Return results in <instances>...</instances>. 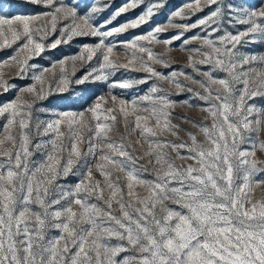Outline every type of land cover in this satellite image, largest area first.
<instances>
[{
    "label": "snow or ice",
    "instance_id": "obj_1",
    "mask_svg": "<svg viewBox=\"0 0 264 264\" xmlns=\"http://www.w3.org/2000/svg\"><path fill=\"white\" fill-rule=\"evenodd\" d=\"M193 2L199 6V0ZM205 2L210 8L205 17L193 24L172 26L185 30L202 26L205 30L211 29L212 33L219 31L224 25L247 26L237 30L235 34L225 31L223 36L218 37L219 44L205 37L200 48L186 49L201 53L204 57L195 61L190 56L189 66L207 77V82L197 80L184 72L161 73L148 63L154 60L164 67H171V64L162 58L163 54L153 53L151 48L139 44L138 41L170 46L174 40H182V45H186L191 39L199 38L194 36L182 39L183 33H177L172 37L160 39L156 34L164 30L162 26H156L147 34L136 36L127 43V48L147 53L148 61L136 57L135 54L127 64H117L110 59L115 45L106 44L107 38L146 23L154 11L162 7V0H156L147 6L146 11L138 15L134 22L111 28H107V25L112 22V18L135 9L143 0H130L117 8L112 18L101 24H94L92 21L94 15L107 5H97L95 0H10L9 15L0 17V37H4L6 45L10 41L2 30L5 25L11 33V42L24 38L26 42L21 45L20 50L38 55L45 51L46 46L33 39L30 23L50 17L48 23L51 25V31L55 32L58 22L67 21L60 30L61 39H56L48 47L56 49L62 39L71 41L76 36L99 37V42L94 46H85L88 61L93 59L97 51L103 61L100 65L102 69L128 68L139 59L143 69L150 74L148 78L135 81H114L110 87L131 88L135 84L147 83L151 77L167 81L180 91L186 89L196 98L203 100L204 105L189 106L200 107L207 112L212 117L213 124L209 128L188 121L199 128L212 145L206 148L192 133H188L192 140L191 145L147 140L146 134L154 135V129L142 127L140 121L147 118L137 115L135 128L141 129V135L149 144L147 154L154 156L161 169L154 179H145L142 173L147 172L148 168L139 165L140 158L132 154L131 146L122 141L108 139L107 134L114 125L100 122V116L97 115L99 103L85 109L91 112L97 121L94 129L83 121V111H59L55 119L45 121L37 116L33 122L32 103L22 102L19 98L3 103L0 105V117L8 114L6 130L18 124L20 132L18 137H13L9 132L5 139L12 142V148L0 151V156L6 157L0 160V264H264V200H251L252 184L264 183V179L254 177L264 169H258L257 161L250 159L255 156L256 148L251 134L255 133L258 138L259 132L264 130V101L260 104L247 103L258 96L264 97V92L258 90L264 88V81L254 90L249 80L250 72H256L257 66L264 67V55L257 56L237 49L242 40L245 44L264 42V0H261L259 5L247 3V0ZM213 5L215 7H212ZM31 6L42 7L45 11L31 13ZM2 7L0 4V11ZM199 10L203 11V8ZM174 15L185 18L181 10H177ZM17 24L22 26V30L12 27ZM37 31L47 35L45 29ZM204 45L211 51L205 52ZM31 58L29 55L18 61L21 73L26 71L25 66ZM79 58L84 59L83 56ZM10 59L17 60V56ZM197 63L211 67L201 72L196 68ZM246 65L250 66L246 68ZM31 67L34 68L35 65ZM217 69L226 73V77L213 76L212 73ZM91 75V72L87 73L77 83H85ZM177 75H183L186 80L199 84L207 95H201L182 84L176 79ZM94 78L107 80L108 74L102 73ZM32 79L44 83L40 75H33ZM60 83L66 86L67 80H61ZM213 84H220L226 94L213 92ZM0 87L7 91L14 86L0 83ZM64 90L63 87L57 88L60 92ZM21 91L33 93L37 99L46 98L43 88L39 92L35 87H27ZM157 92H164V89L153 84L150 94L140 98L152 105L144 110L150 111L155 117L156 127H161L163 121L164 130L178 135L173 129L179 126L171 124L169 117L172 113L168 111L178 101L170 100L167 93L161 96L152 95ZM113 100L115 101V97ZM81 101L86 102V98L68 97L63 102L73 105ZM120 103V111L125 119L129 103L132 105L133 114L139 106L136 100H121ZM107 111L110 113L113 109ZM106 119L115 122L116 117L107 116ZM65 122L71 132V151L67 157L62 156L64 145L57 143L64 137L60 129ZM73 125L79 127L74 128ZM83 129L89 132L85 152L78 146L84 143L81 136ZM49 133H54L51 139H41ZM245 142L252 143L251 150L241 147ZM3 143L4 141L0 140V145ZM99 143H104L109 152L114 154L103 153L101 149L99 158L126 174L127 195L135 196V201L130 199L124 202L121 189L110 179L111 173L106 171L103 165L96 164L112 192L106 202L107 210L98 204L89 203V197L93 194L97 195V199H103L99 181L92 183V165L88 161L89 156L96 157ZM153 145L157 148L170 146L177 150V158L192 160L195 166H177L166 153H153ZM259 147L264 150V144ZM181 149L186 150L187 155L178 151ZM37 153L42 159H33ZM72 157H75V160ZM77 162H81L80 166L73 171ZM77 173H80L83 179L75 182L73 188H66L59 183L69 174L75 176ZM238 180L242 183H237ZM134 185L147 186L149 195L139 197L133 191ZM118 195L120 199L116 200V203L119 205L121 216H116L111 211L113 199ZM73 204L79 206V212L73 210ZM136 204H139V207ZM113 239L117 242L112 243ZM122 253L128 255L122 256Z\"/></svg>",
    "mask_w": 264,
    "mask_h": 264
},
{
    "label": "rangeland",
    "instance_id": "obj_2",
    "mask_svg": "<svg viewBox=\"0 0 264 264\" xmlns=\"http://www.w3.org/2000/svg\"><path fill=\"white\" fill-rule=\"evenodd\" d=\"M10 0H0V4L3 5L2 11H0V17H6L9 15L8 3ZM67 2V0H65ZM130 0H95L97 5H107L100 12L94 15L93 23L101 24L105 20L113 17L116 9L122 5L129 3ZM156 2V0H143L140 4L133 10L127 11L120 15H116L112 18V22L107 25V28H111L117 25H123L125 23L134 22L135 19L142 12L146 11L147 6L151 3ZM240 2V0H237ZM247 3L259 5L261 0H247ZM190 5V6H189ZM212 7H215L213 5ZM199 8H203L200 11ZM177 10H181L184 15V19L176 17L174 14ZM29 11L31 13H39L45 11L42 7L31 6ZM210 8L206 4L205 0H199V6L193 2V0H162V7L156 9L154 14L147 20L146 23L140 24L136 28H129L123 33L114 34L112 37H108L105 43H110L115 45L113 52L110 55V59L117 64H127L129 60L133 58V54L136 57H142L144 61H148L147 53H140L135 49L127 48V43L131 42L134 37L139 35L147 34L149 31L153 30L156 26H162L164 30L156 35L160 39H166L174 36L177 33H183L182 39H188L190 37H199L197 39H191L188 44L182 45V40H174L172 45H165L163 43H154L150 41H138L139 44L151 48L153 53L162 55V58L167 60L171 67H164L162 64L153 61H148V63L161 73H171L172 71L184 72L193 76L197 80H203L207 82V77L200 75L192 67L189 66V57H193L195 61L204 59L201 53L188 51L186 49L200 48L203 45V38L212 39L219 44L218 37L223 36L225 31L235 34L237 30H241L246 25L237 24L235 27L224 25L219 31L212 33L211 29L205 30L202 26L185 30L179 27H173L172 25H184L193 24L200 18L205 17ZM50 17L42 18L38 21H33L30 23V28L33 30V39L36 42L43 43L45 51L40 54L29 53L27 51H21V45H23L26 40L22 38L21 40L11 42V33L8 32V26L3 27V31L10 41L9 44L4 43V37H0V83H7L10 86L9 90L5 91L3 87H0V105L8 101H13L19 98L22 102L27 101L33 104L32 109V120L39 116L42 120H52L57 118V113L64 110H72L75 112H84L83 121L88 126L94 129L97 121L93 118L91 112L85 111L89 106L94 107L96 103L100 104V108L97 110V115L100 116V122L113 124V128L108 132V139L110 141L124 142L130 145V151L136 157H139V165H145L148 168L147 172L142 173L145 179H154L159 171H161L160 166L156 164L154 156H149V144L146 142L144 136L141 135V129H136L135 124L136 116L146 117V120H141L140 124L142 127H151L154 129V135L146 134L147 140H160V141H171L172 143L180 144L185 143L188 145L192 144V140L188 133H192L196 136L197 140L204 145V147L209 148L212 145L206 140L205 135L200 131L199 128L194 127L192 121L197 125H203L211 128L213 124V119L209 114L203 111L200 107H190L189 105H204V101L196 98L192 93L188 92L186 89L180 91L174 85L169 84L167 81H160L155 77L148 79L145 84H135L131 88H119L110 87V84L114 81H135L142 78H148L150 76L147 73L138 59L134 64L129 65L128 68H101L102 58L99 51L93 57L91 61L86 59L88 53L85 51V46H94L99 42V37L92 35L76 36L73 37L71 41H65L62 39L61 44L56 49H51L48 47L56 39H61V28L67 21H60L57 23L56 31H51V25L48 23ZM169 20L171 23H169ZM14 29L22 30L21 25H13ZM37 29H45L47 35L44 32H39ZM104 30V29H102ZM231 47V45H229ZM171 48V51L168 49ZM237 49L244 53H252L259 55H264V42H252L245 44L243 40L240 45H237ZM205 52H210L206 45L203 46ZM106 51V49H105ZM31 55L32 58L27 61L26 71L21 73V65L18 63L19 60H23L26 56ZM17 56V60H12L10 57ZM83 56L84 59L79 57ZM76 57V59H73ZM35 65V67H31ZM246 65L245 67H249ZM211 65H202L197 63L196 68L200 69L201 72L207 71ZM48 69V71H44ZM239 70V69H238ZM91 72L92 75L88 77L85 83H77L79 79L84 77L87 73ZM102 73L108 74L107 80H97L94 77L101 75ZM260 73V75H257ZM213 76L215 77H226V73L217 69L214 71ZM33 75H40L44 81L41 84L38 81L32 79ZM177 80L182 84H186L189 88H192L195 92H199L201 95H207L204 88L199 84L193 83L191 80H186L183 75H177ZM61 80H67V85L60 83ZM250 86L252 89L256 90L264 81V67L257 66L256 72L249 73ZM153 84H157L164 89V92H157L155 96L169 94L168 98L172 101H178L175 103L168 111L172 113L169 117L171 124L178 125L179 128L173 129L178 135H172L169 131L163 129V121H161V127H156L157 121L150 111H145L144 108H151L152 105L148 101H142L140 98L150 94V87ZM27 87H35L37 92L43 88L46 98L41 100L37 99L33 93H28L26 91H21ZM63 87L65 90L63 92L57 91V88ZM242 87V85H241ZM213 92L223 93V88L220 84L211 85ZM259 91L264 92V88H259ZM226 94V93H223ZM68 97H84L86 102L81 101L78 104L68 105L63 101ZM115 97V101L113 100ZM121 100L131 102L136 100L137 105L136 113L132 112L131 103L128 104L127 112L128 115L125 119L124 114L120 111L122 105ZM264 101V97H256L252 100H248V104H260ZM212 103H217L212 101ZM158 108L159 105H156ZM37 109H43V111H37ZM108 109H113L112 112H108ZM107 116H115V122L110 119H106ZM184 117L186 119H181ZM8 114L4 117H0V140L4 141L0 145V151L3 149H11L12 142L5 139L6 135L10 134L13 137H18L20 129L17 125L11 126L10 129L6 130ZM79 119V117H77ZM19 120V118H17ZM74 128H78V125H73ZM64 133V137L57 141L58 144H62L65 147L62 153L63 157H67L71 151V142L69 137L71 132L67 126V123L61 125L60 129ZM249 135V134H246ZM253 136V143H255V156L250 157L257 161V168L264 169V150H262L259 145L264 144V130L259 132L258 138L255 133L251 134ZM54 136V133H49L48 136L41 137V139L48 140ZM81 136L83 137L84 143H80L82 152L87 150V140L89 137V132L87 129L81 130ZM35 142V141H33ZM95 142V141H94ZM242 148L251 150L252 143L245 142ZM97 155L95 158L89 156L88 161L92 165V183L99 181V187L102 190L103 199H97V195L93 194L89 197V203L98 204L101 208L107 210V201L111 197L112 189L107 186V181L105 177L101 175L100 170L95 166L96 164L103 165L105 170L111 173V181L118 186L123 195L124 202H128L130 199L132 201L136 200V197H129L128 193V180L126 174L120 171L117 167L108 164L106 161L99 158L102 154L99 150L102 149L103 153H108L109 155H114L109 152L104 143L97 144ZM151 151L153 153H166L170 160H174L177 166L186 167L189 164L195 166V162L192 160H182L177 158V150H173L170 146L157 148L153 145ZM182 154L187 155L186 150H178ZM75 160V157H72ZM119 159V157H116ZM6 159V157L0 156V160ZM33 159H42L39 153H37ZM94 159V163H93ZM151 161V162H150ZM81 162H77L74 165L73 171L80 166ZM137 165V167H139ZM117 177L119 179L117 180ZM83 179L80 173L73 176L69 174L66 179H62L59 183L63 184L66 188H73L75 182ZM254 179H264V171L259 172ZM88 183V181H85ZM237 183H242V181H236ZM133 191L138 194L139 197L144 198L149 195V189L147 186L134 185ZM120 199L118 195L113 199L112 209L114 215L121 216L119 205L116 200ZM251 200L262 201L264 200V183L256 184L253 183L251 186ZM171 204V202H169ZM139 207V204H136ZM175 207V205H172ZM73 210L79 212V206L73 204ZM56 234V233H54ZM115 239L112 243H116ZM123 255H128V253H122Z\"/></svg>",
    "mask_w": 264,
    "mask_h": 264
}]
</instances>
